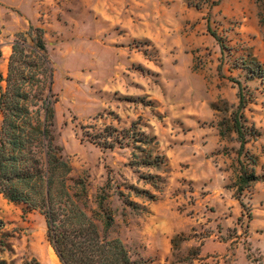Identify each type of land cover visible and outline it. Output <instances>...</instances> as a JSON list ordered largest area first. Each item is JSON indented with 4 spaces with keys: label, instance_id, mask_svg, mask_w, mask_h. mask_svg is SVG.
Masks as SVG:
<instances>
[{
    "label": "rangeland",
    "instance_id": "1",
    "mask_svg": "<svg viewBox=\"0 0 264 264\" xmlns=\"http://www.w3.org/2000/svg\"><path fill=\"white\" fill-rule=\"evenodd\" d=\"M30 26L44 32L71 176L133 260L264 264V179L240 199L235 187L243 171L264 177V0H0L1 75L15 41L32 47ZM241 95L242 136L231 130ZM133 124L156 139L145 153L83 135ZM135 155L163 164L133 167ZM0 221V263L60 264L38 211L0 195Z\"/></svg>",
    "mask_w": 264,
    "mask_h": 264
},
{
    "label": "trees",
    "instance_id": "2",
    "mask_svg": "<svg viewBox=\"0 0 264 264\" xmlns=\"http://www.w3.org/2000/svg\"><path fill=\"white\" fill-rule=\"evenodd\" d=\"M210 29L208 27L216 38ZM24 36L30 38L32 47H26L25 37L15 41L6 75L0 74V195L44 217L46 240L60 264H145L133 260L123 242L111 237L113 220L110 216L89 209L87 181L71 176L73 169L56 140L58 100L53 91L54 69L43 29L30 26ZM248 71L253 75L258 73L254 68ZM246 104L244 97L239 96L231 128L241 136L246 127L241 124ZM219 133L224 136L222 130ZM83 135L103 149H114L117 145L123 148L130 141L134 150L145 153V147L157 143L134 124L123 131L108 127L99 135L89 131H84ZM134 158L133 167L163 164L158 156L153 159L152 155H146L142 160L135 155ZM157 178L150 177L152 181ZM261 179L264 177L243 171L235 184L236 199ZM134 190L137 196L154 199L146 190ZM97 199L101 209L106 195L100 194ZM130 205L137 208L133 202ZM3 228L0 221V235Z\"/></svg>",
    "mask_w": 264,
    "mask_h": 264
},
{
    "label": "bare ground",
    "instance_id": "3",
    "mask_svg": "<svg viewBox=\"0 0 264 264\" xmlns=\"http://www.w3.org/2000/svg\"><path fill=\"white\" fill-rule=\"evenodd\" d=\"M50 252H51V254H52V256L54 257V259L57 261L58 259H57V256L54 254V252H53V250H52V248L50 247Z\"/></svg>",
    "mask_w": 264,
    "mask_h": 264
}]
</instances>
